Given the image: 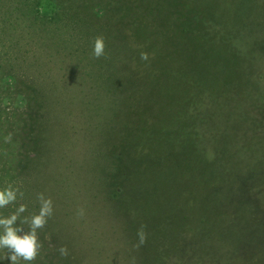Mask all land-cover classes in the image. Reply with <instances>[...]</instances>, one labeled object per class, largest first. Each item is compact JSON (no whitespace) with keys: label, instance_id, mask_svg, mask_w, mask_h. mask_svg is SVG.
Listing matches in <instances>:
<instances>
[{"label":"trees","instance_id":"16d2710c","mask_svg":"<svg viewBox=\"0 0 264 264\" xmlns=\"http://www.w3.org/2000/svg\"><path fill=\"white\" fill-rule=\"evenodd\" d=\"M51 1L53 2L54 9L44 15H39V13L33 11V7L35 9L38 6L36 3L37 1L26 2L30 4L32 13L25 15L21 12L20 7L22 2L20 0L16 2L9 1L7 3L0 0V43L2 46H5L7 50L4 49L5 51H3L5 56L9 54L10 58V53H8V51L11 53L12 51H16L17 45L20 44L19 39L23 38L24 35L29 37L32 42L46 44L48 40H46V37L43 36L40 30H48L46 28L49 26L62 22L63 28L66 29L63 36H67V39L63 38V40L57 41L54 44H58L57 46L64 45L62 47L59 46L63 49L69 47L71 51L72 46L79 41V55L84 56L85 52L89 53V48H92L93 51V46L97 38H103L107 58L104 64L99 65V67L105 70L107 75L111 73L112 76L115 74V76L119 77L121 70H118L117 73L115 68L117 64H122L124 61L122 59L124 53L132 54L135 50L140 49V52L146 54L148 57L146 59L148 62L145 63L146 66H144L143 62H140L141 69L144 71L141 70V82L137 81V77L131 72L130 74L127 73V77H125L126 80H124L127 82V80L130 79V82L120 83L119 89L123 88L120 92L114 90L115 87H113V89L110 88L112 90L110 92L113 96H120L117 99V103H114V107L112 105V111L111 105L109 104L107 105V110L104 108L105 114L107 111L110 112L107 113L108 118L105 122L102 119V123L104 124L102 126L106 129L104 136L105 146L109 147L111 144V149L117 152V154L112 157V161H110V169L113 170L111 172V181L116 183V181H120L122 177L124 179L123 184L121 183V192L119 193V189L116 188L114 195L118 196L123 193L121 198L125 207L137 206L140 201H137L139 196L141 200L146 199H143V196L149 198V196H141L140 190L136 188V202L133 205L135 201L133 198V186L136 185L137 181H142L141 179L144 177L145 180L143 185L145 186L146 192L147 187L152 186L150 188L151 190L155 187V189H158L159 197L160 194H162V200L160 201H165L166 204L168 203L167 206L171 209L172 207L176 208L180 203L179 199L174 196V192H177L178 187L183 183V181H179L176 176L179 171L184 168L187 176L192 177L193 172L198 171L196 169L198 165L191 161L199 159L206 147L211 150V155L202 159L203 163L200 165L201 169H206L207 166L210 169L216 167L222 171V168H226V174L229 176L235 170L240 169L239 166L245 161L253 162L251 159H255V161L260 162L259 166L261 163H264L263 159L255 157L257 154L255 144L251 146L248 144L242 146L241 143L237 142L238 136L240 137L239 141L242 140L241 138H244L243 134L246 132L245 128L248 127L247 125L252 127V118L247 117V114L244 112V105L242 104L243 100L249 95L247 89L244 88V92L240 90L241 96L238 97L236 94L231 93V90H234L227 85L226 89L222 90L223 94L227 96V101L225 100L220 103H217V99L210 93L203 92L202 94H195L194 91L191 95H188L184 90L186 91L190 88L189 85L191 84L187 85L186 80L191 81L192 78L199 77L207 82H211L217 79L215 76H217V71L220 69L218 64L222 63L221 59L215 62V57H212L211 65L209 64L203 70V73L188 68L186 70L189 74H186L183 69L186 66L188 67V63L182 61L185 58L188 59L191 52L188 54L183 52L182 49L176 48L172 42L173 36L170 33L169 35L166 30L167 25H170L169 28L172 29L178 27L180 29V35H194L195 37H200L201 41L207 43V47L208 44L211 45V50L218 53L224 52L229 55L232 54L233 56L236 53L238 55L241 54L245 56V63L242 69L247 66L249 72H251L253 62L256 64L255 67L257 68L258 64L264 63V38L260 37L264 35V8L259 9V4H261L262 0H218V4L221 3L224 6L227 4L230 5V10L232 12V15H230L231 21L227 22V24L230 23L232 27L230 34H228L224 26L221 27V24L217 27L219 23H217V20L227 21V18H229L228 15H216L213 9L216 7L218 13L217 0H188L187 2L193 3L194 9L192 11L187 10V12L184 13H182V9L180 11H178L179 8L175 9L179 12V16L174 12V8L181 5L180 2H176L178 0ZM213 1L216 5L212 4ZM95 6L100 9V15L96 16L93 14ZM88 8L93 9V11L89 13ZM4 9H6V11H4ZM196 9H199V15L196 13ZM188 16L194 17L193 25L191 19H188ZM198 26L199 29L197 28ZM13 31L17 34L15 36H18V38L13 39L11 37L10 32ZM45 32L48 33V31ZM131 32L138 34V37L132 38ZM225 35L227 36L225 37ZM8 38L11 40L10 46H6V43L4 44ZM214 39L217 40L215 41ZM27 44L28 42L17 50L18 55L21 57L22 62L26 61L32 63V65L35 64L41 69L42 66L40 67V65L42 60L39 58L38 52L42 51L39 53H43V50L38 49V46H36L34 49L39 51L32 49L31 51L34 50V52L29 55L30 51H23V46L25 48ZM84 47H87V49ZM195 48L200 49V46L195 44L192 50ZM56 53H59V50ZM190 55H192V53ZM69 56V53L64 52L62 61L69 59ZM92 57L95 56L92 55ZM129 57L131 58L132 56L129 55ZM47 58L51 59L49 56ZM194 58L198 59L199 56L196 54ZM194 58H192L191 61L189 59L190 63L194 62ZM186 62H188V60H186ZM96 64H98V61ZM191 66L192 68H199L193 64H191ZM236 67L238 68L239 80L233 79L232 83L238 85L239 82V87L234 85L232 87L241 89L240 79L243 85V83H245V77L244 74L241 73L242 69H240V65ZM147 69H151L153 74L152 79H149L150 74L147 72ZM235 71L234 74H237V69ZM35 73L36 75H31L26 72V74H24L25 77H21L27 79L25 85L29 87L30 92L37 94L38 91L35 88L36 79L39 78V74L42 75V73L45 74V72L39 70V72L35 71ZM249 75L251 76V73H249ZM14 79L16 89L18 90L23 83L21 80H18V78L14 77ZM114 80L109 82L113 83ZM165 81L167 83H165ZM247 81L248 77L246 78V82ZM151 83H153V93L149 86ZM148 86L149 88H147ZM165 88L167 95L165 93ZM205 88L207 89L208 86ZM127 89H129L130 93ZM173 92L174 94L172 95L171 93ZM34 94L31 97L25 96L24 115H26L27 119H24V121L23 119H18V121L23 124V129L21 131L16 130V137L15 140H13L14 151L12 153V162L13 160L15 161V173L16 177L19 179H24L27 174L26 168L28 167L32 169V175L39 177L40 174H42V188H45L46 192H48L46 197H50L51 201H53L55 198L54 191L59 189L58 186L60 190H63V187L67 186L65 182L62 184L61 178L65 176L67 169L71 168L72 165H67L65 162L61 164L63 157H60V151L58 154L56 146L54 149L49 147V145L55 143L45 134L48 130L47 127L50 123H52V126H55V122L59 126L64 119L68 121H71L75 117H78L79 120L84 119L88 114L86 111H89V107L80 109V113L72 115L71 117L66 110H57V113L55 110L53 113H50V109L53 106L52 98L43 97L42 95V97H38ZM64 98L65 97H63V99ZM168 100L169 106H167ZM171 100L174 101L173 103H175V105L177 102L180 103L178 107L176 106L177 109L170 105ZM263 100L264 93L262 102ZM158 102H163L164 105H160ZM64 103L65 101L61 102V104ZM75 104L76 101L67 106L71 107L73 105L75 106ZM156 104V108L159 106L161 108V112L159 113L152 112L153 109L150 107ZM197 104H200L199 106L202 107V113L191 109V107ZM169 110L172 112L175 110V113H170ZM89 115L91 119L88 123L89 125L93 124L92 120L94 122L96 118L98 119L100 116L99 113L96 114V117L91 116V114ZM29 118H33V121L29 122ZM33 126L35 129H32ZM14 127L16 128V125H14ZM118 127L121 128L119 135L121 139L120 142L111 140ZM35 130H39L40 133L43 132L44 137L42 140L38 141ZM136 131H138V138L140 139L138 146L133 148L131 147V135ZM252 137L247 138L246 136V139L252 141ZM184 138L188 140V145L184 146V142L181 143ZM246 139L244 141H247ZM38 142H40L39 147L37 145ZM37 147L39 148L38 151ZM136 150L139 151L137 152ZM217 156L219 157L218 162ZM119 161L120 163L125 162V166H117ZM105 162L107 163V158ZM205 163L206 166H203ZM36 165L40 166L41 170L35 168ZM261 168L263 169L264 167L261 166ZM66 175L68 176V174ZM214 176L217 178V171ZM203 178L208 177H196L195 180H197L198 183H202V185H200V192L204 189L209 196L204 199V205H201L199 202L198 206L193 208L191 214L189 211L186 212V215L183 214L185 218L184 225L178 222L172 223V226L169 228V240L167 238L160 239L161 233L159 230L165 227L162 226V228H159L160 224L157 223L158 218L154 223L150 221L152 217L147 218V215L143 214L136 217V214H133L135 209L130 213L126 211L127 215L124 218V223H122V220L116 222L115 218L112 219V217H110L111 221L106 222L104 226L101 225L103 229H105L106 238H109L111 234H113L111 233V226L112 228L117 227V225H119L120 228L123 227L122 231L127 235H129L128 229L130 228L131 234L136 235V239H133L131 244L136 243L141 247H146V252L150 251V253L155 254L154 257L157 258L158 263L165 262L168 264L165 261V257L161 254L163 251H169L171 252L170 254H172L171 259L177 257L174 260L175 264H183L185 259L182 257L186 255L187 250L190 249L186 246V243L190 241L189 238L192 237V233L198 232L199 228H197V226L206 223L213 212L209 209L217 204V199L214 198L216 196L215 193H217L216 189L211 187L214 190L212 194L208 192L209 188L205 186L203 188V182H205ZM52 181L57 187V189L54 188V191L51 188ZM261 181H264V178ZM190 184L192 185V182ZM195 190L196 189L193 188L190 189L189 195L193 194L197 196L198 191ZM240 201L234 203V207L237 210L233 213V220L230 226L234 231L236 229L234 227L238 225L237 220H244L245 217L243 216L239 219V215L245 212L241 210L243 204H241ZM143 205L141 207H143ZM167 216L166 214V216L163 217L166 218ZM191 216H195L197 218L196 221L200 218V221L198 223L196 221L192 222L193 218ZM111 222L112 224H110ZM51 224L46 223L42 228L37 229L38 242L42 245L38 250L37 258L43 260L37 261L38 264H43V262H47V264H59V247L55 241H52L54 239L51 238V234L53 235L57 229ZM96 224L90 226L92 232L89 234V242H86L87 240L81 242L85 253L88 255V264H143V256L138 254L139 252L136 248L133 249L132 247L131 251L134 252L135 250V252H138L135 253L137 258L131 259L130 255L125 254V252L120 254L118 253L120 251L119 249L115 250L111 247L114 246L118 248L117 245L121 246V244H117V240L111 243V246L109 245L111 247L109 253L107 254L105 251L103 254L101 248L98 247L103 245L101 241L104 242L106 238H101V229L99 225L96 226ZM123 224L125 225L123 226ZM186 225L190 227L187 229ZM64 226V230L68 229V232L65 231L66 234L71 232L74 236V232L77 231V228L71 224H64ZM24 230L28 231L27 227ZM256 231L257 234L261 233L264 237V222L257 223ZM247 232L248 235L250 231ZM235 233L237 235V232ZM257 234L252 236L253 241L250 242L247 249H244V254L248 259H253L254 256L262 258L260 260H263V262L261 263L259 260V264H264V243L260 244L256 241L257 238L255 237ZM220 236L224 235L222 234ZM220 236L217 233L212 234L210 237L208 236L207 241L219 247L222 252H236L235 249L237 245L230 239L235 236L234 232L229 235L230 241L228 242L223 241V243H220L218 240ZM57 242L61 243L62 241L58 240ZM75 242L77 241L75 240ZM94 242L100 243V246L93 245ZM125 243H127V240H125ZM44 244H46V248H44ZM193 246L195 248L193 247L191 249L196 252L198 251L199 254L210 251L207 246H203L200 243L193 244ZM70 247L74 248L75 244L71 243ZM229 247L232 248V250ZM44 250L49 253L45 254ZM50 254H54V256L52 257ZM244 254H238L242 256H239L240 258L238 257L240 261L248 260L246 258L244 259ZM85 256L86 255H84V257ZM55 260L56 262L54 263ZM239 260H237V263Z\"/></svg>","mask_w":264,"mask_h":264},{"label":"rangeland","instance_id":"374dc122","mask_svg":"<svg viewBox=\"0 0 264 264\" xmlns=\"http://www.w3.org/2000/svg\"><path fill=\"white\" fill-rule=\"evenodd\" d=\"M9 1L16 2L18 0H3L4 3H7ZM20 1L22 2V5L20 7L21 12L25 15H29L30 13H32L30 4H27L26 2L37 1L36 3L38 6L35 9L33 7V11H36L37 13H39V15H44L45 13L50 12L54 9V5L51 0ZM182 1H176L180 2L181 5H178L177 8H174V12L178 16V11H180L181 9L182 13L187 12V10L192 11L194 9L193 3L187 2L188 0ZM263 2L264 0H262L261 4H259V9L264 8ZM218 3L219 1L217 0V4ZM212 4H215L214 1L212 2ZM217 6L218 13L216 7L213 9L216 12V15H228L229 17L227 18V21L217 20V23L219 22L217 24V27L219 24H221V27L224 26L225 30L228 32V34H230L232 27L230 23L227 24V22L231 21L230 15H232L230 5L227 4L224 6L220 3ZM175 9H178V11H176ZM88 10L89 13L93 11V9L90 8H88ZM4 11H6V9H4ZM100 13V9L95 6L93 14L97 16L100 15ZM196 13H199V9H196ZM188 17V19H191L193 25L194 17ZM169 27L170 25H167L166 30L168 34L170 33L173 36V45L178 49H182V51L185 53H192V55H190L191 53L189 54L188 59L185 58L182 61L184 63H188V67L186 66L183 69L186 74H189V72H187L186 70L188 68L190 70L203 73V70L209 64L211 65L212 57H215V62H217L218 59H221L222 62L221 64H218L220 69L217 71V76H215L217 77V79H214L211 82H207L206 80H203L199 77L192 78L191 81L186 80L187 85H191H189L190 88H188L186 91L184 90V92H186L188 95H191L194 91L195 94H202L203 92L210 93L217 99V103H220L224 102L225 100L227 101V96H225L222 92L223 89H226L227 85H229V87L234 90H231V93L236 94V96L238 97L241 96L240 90L244 92V88L247 89L249 95L245 100H243L242 104L244 105V112L245 114H247V117L252 118V127L247 125L248 127L245 128L246 132L243 134L244 138H241L242 140L239 141L240 137L238 136L237 142L241 143L242 146L246 144H248L249 146L255 144L257 151L255 157H259V159L264 160V100L262 102L264 93V63L258 64L257 68L255 67L256 64L253 62L251 72H249L247 66L242 69L245 63V56H242L241 54L238 55L237 53L234 56L232 54L229 55L224 52L218 53L214 50H211V45L208 44L207 47V43L201 41L200 37H195L194 35H180V29L178 27H174L173 29ZM197 28L199 29V26ZM46 29L48 30H40L43 36L46 37V40H48L46 44L32 42L29 37L24 35L23 38L19 39L20 44L17 45L16 51H12V53L8 51V53H10V58L9 54L8 56L4 55L3 51H5L6 48L0 43V188L7 187L9 184H11L13 187L19 189L16 201L0 209V215L9 216L12 214V212L15 211L16 208H18L21 204H24L27 206V210L21 214L20 219L23 220L25 217L30 219L31 216L39 213L41 204L39 199L40 194L45 193L43 194L44 197L46 199L50 198L49 196V198L46 197V195H48V192H46L45 188H42V174H40L39 177L32 175V169L28 167L26 168L27 174L25 175L24 179H19L16 177L15 173V161L13 160L12 162V153L14 151L13 140H15L16 137L15 133L16 130L21 131L23 129V124H21L18 119H23V121L24 119H27L26 115H24L25 96L27 95L31 97L34 94L33 92H30L29 87L25 85L27 79L24 78V74H26L27 72V74L36 75L35 71L39 72V70H41L45 72V74H39V78L36 79L37 81L35 82V88L38 93L34 95H37L38 97L43 96L52 98L53 106L50 109V113H53L55 110L56 113L57 110H66L68 115H70L71 117L72 115L80 113V109H86L89 107V111H86V113H88L86 118L79 120L78 117H75L71 121L64 119L59 126L54 121L55 126H52V123H50L47 127L48 130L45 133L47 137H50L53 143H55L49 145V147L54 149V147L56 146L58 154L60 151V157H63L61 164L65 162L67 165H72L71 168L67 169L65 176L61 178L62 184L64 182L67 184V186L63 187V190H60L59 186V189H57L56 184L53 181L51 183L52 190L54 191V188H56L57 190L54 191L55 198L52 201L53 211L51 216L48 217L47 223H52L51 225H53V227L57 229L53 235L51 234V238L54 239L52 241H55L58 245L59 251L61 248L67 250L66 255H62L61 252L60 255H58L59 264H88V255L85 253L81 242H84L86 240V242H89V234H91L92 232L90 226L97 223L96 226L99 225L101 229V238L105 239L107 235L105 234V229H103L101 225L104 226L106 222L111 221L110 217H112V219L115 218L116 222L122 220V223H124V218L126 217L127 212L130 213L134 209L135 210L133 214H136V217L144 214L147 215V218L152 217L150 221L154 223L158 218L157 223L160 224L159 228H162V226L165 227L159 230L161 233L160 239L167 238L169 240V228L172 226V223L174 224L178 222L179 224L184 225L185 218L183 217V214L186 215L187 211H189V213L191 214L193 208L195 206H198L199 202L201 205H204V199L209 196L204 189L200 192V185H202V183H198L197 180H195L196 177L199 178L204 176H207L208 178H203V181L205 182H203L202 187L204 188L205 186L209 188L208 192L212 194L214 193V190L211 187H214V189H216L217 191V193H215L216 196L214 197L215 199H217V204L215 205L217 207L213 206V208L211 207L209 209L210 211H213L211 213V216L207 219L205 224L198 225L199 227L197 226V228H199L198 232L192 233V237L189 238L190 241L186 243V246H188L190 249H188L186 255L182 257L185 259L183 264H259V260L262 258L254 256L253 259H248L247 257H245L244 249H247L250 242L253 241L252 236L254 234H257V223L264 222V181H261L264 178V168H261V166L264 167V163H261V165L259 166L260 162L255 161V159H251V161L253 162L245 161L240 166L238 165L240 169L235 170L229 176L228 174H226V168H222V171H220L216 167L210 169L206 166L205 163L203 166H206V169H201L200 165L203 163L202 159H205L207 156L211 155V150L206 147V149H204V152L200 155L199 159L191 161L197 163L198 165V167L196 168L198 171L193 172L192 177L187 176L184 168H182L179 173L177 172V179L179 181L182 180L183 183H181V186L178 187L177 192H174V196L179 199L180 203V205H178L176 208L172 207L171 209L167 206L168 203L166 204L165 201H160L162 200V194H160L159 197L158 189H155V187L153 190L150 189L152 186L147 187L146 192L145 186L143 185V182L145 180L144 177L141 179L142 181H137L136 185L133 186V198L135 199L133 205L136 202V188L140 190L141 196L145 195L149 196V198L143 196V199H146L141 200L139 196L137 198V201H140L137 206L125 207V204L123 203L121 198L123 193L119 194L118 196L114 195L116 188L119 189V193L121 192V183L123 184L124 179L122 177L120 180L121 182L118 180L116 181V183L114 181H111V172L113 170L110 169V161H112V157L116 155L117 152L116 150L111 149V144L109 145V147L105 146L104 136L106 129L102 126L104 125L102 123V119L105 122V120H107L108 118L107 113H109L110 111H107L106 114L104 111L105 109L107 110V105H111L112 111V105L114 107V103H117V99L120 96H113L110 92L112 91L110 88L113 89V87H115L114 90L120 92L121 89H123H119L120 83L130 82V79H128L127 82L124 80H126L125 77H127V73L130 74L131 72H133V74L137 77L136 80L141 82V72L143 71V69H141V63L143 62L144 66H146L145 63H147L148 61L141 58L142 53L140 52V49L135 50L132 54L124 53L122 58L124 61L122 62V64H117L115 68V71H117V73L118 70H121L119 77L115 76V74L114 76H112L111 73L110 75H107V72L103 69H100L99 67V65L104 64V61L107 58L106 52L103 56L95 58L92 57V48H89L88 46L89 53L85 52L84 56L79 55L78 45L80 44V42L77 40L76 44L72 46L71 51L69 47H67V49H63L61 47L64 45H59L61 46L59 47L57 46L58 44H54L57 41L63 40V38L67 39V36H63L66 31V29L63 28V23L60 22L53 24ZM45 31H48V33ZM10 35L13 39L18 38V36H15L17 34H15L14 31L10 32ZM131 36L132 38H136L138 37V34H136L135 32H131ZM226 36L227 35H225V37ZM260 37L264 38V35ZM214 40L216 41L217 39ZM7 41H5L4 44L6 43V46H10L11 40L8 38ZM26 42H28V44L25 48L23 46V51H30L29 55L34 52V48L36 46H38V49L43 50V53H39L42 51L35 50L39 51L38 56L42 60V63L40 65V67L42 66L41 69H39L35 64L32 65V63H28L26 61L22 62L21 57L18 55L17 50L23 44H26ZM195 44L200 46V49L195 48L194 50H192ZM84 48L87 49V47ZM32 49L34 50L31 51ZM58 50L59 53H56ZM64 52L69 53L70 56L69 59L62 61ZM196 54L199 56L198 59L194 58L196 57ZM129 55H131L132 57L130 58ZM48 56L51 59H48ZM191 56L195 59L193 63H190L192 59ZM186 60H188V62H186ZM97 61L98 64H96ZM191 64H193L194 66H198L199 68H192ZM237 65H240V69H242L241 73H243L245 77V83H243V85L241 84L240 79L241 89L232 87L233 85L239 87V82L238 85L232 83L233 79L237 81L239 80L238 68L236 67ZM236 69L237 74H234V72H236ZM147 72L150 74L149 79H152L153 74L151 72V69H147ZM249 73H251V76L249 75ZM21 76L24 77L22 78ZM14 77L18 78V80H21L23 83L20 85V88L18 90L15 86ZM247 77L248 81L246 82ZM112 80H114L113 83H110ZM165 83L167 82L165 81ZM152 84L153 83H151L149 86L151 92L153 93ZM149 86L147 88H149ZM206 86H208L207 89L205 88ZM127 91L129 92V89H127ZM171 94L173 95L174 92ZM63 97L65 98L63 99ZM62 101H65V103L61 104ZM74 101H76L75 106H67ZM173 102L174 101L171 100L170 105L174 106V108L180 105V103L178 102L176 103V105ZM158 104L164 105L163 102H158ZM199 105L200 104H197L191 107V109L196 112L199 111V113H202V107H200ZM156 106L157 104L150 106L153 109L152 112H161L160 106L158 108H156ZM167 106H169V100L167 101ZM169 111L170 113H175V110L173 112L171 110ZM98 113L100 114L99 118H96L94 122L92 120L93 126L89 125L88 123L91 121V119L89 118V114H91V116L93 117H96V114ZM247 117L245 115L246 119ZM30 121H33V118H29V122ZM14 125H16V128L14 127ZM32 129H35V127L33 126ZM120 129L121 128L118 127L111 140H115L117 142L121 141L119 137L121 132ZM35 133L38 136V141L43 139V132L40 133L39 130H35ZM246 136L247 138L252 137V141L246 139ZM139 139L140 138H138V131H136L131 135V147L136 148L138 146ZM245 139L247 141H244ZM183 142L184 146L189 144L188 140H185V138L181 141V143ZM39 144L40 142L37 143L38 147ZM38 147L37 151L39 149ZM136 151L138 152L139 150ZM106 158L107 163L105 162ZM218 159L219 157L217 156V162ZM118 165H120V167L121 165L125 166V162L120 163L119 161L117 163V166ZM35 168L41 170L40 166L36 165ZM216 171L217 178L216 176H214L216 174ZM66 174H68V176ZM247 178L251 180H248ZM191 182L192 185L190 184ZM192 188L196 189L195 191H198L197 196H194L193 194L189 195V190ZM20 193H23V195H20ZM238 201L243 204L241 210L245 211L239 215V219L243 216H245L246 218L244 217V220H237L238 225L234 227L237 230L235 229L234 231L230 226L231 221L233 220V213L237 210L234 207V203H237ZM142 205L143 207H141ZM166 214L168 216L164 218L163 216H166ZM191 217L193 218L192 222L196 221L197 218L195 216ZM199 221L200 218H198L196 222L198 223ZM64 224H71L77 228V231L74 232V236L71 232L66 234L65 231L68 232V229L64 230ZM110 224H112V222ZM124 225L125 224H123V226ZM22 227L24 229L27 227V230L29 231L30 223L22 224ZM186 227L188 229L190 226L186 225ZM122 230L123 227L120 228L119 225L113 228L111 226V233L113 234H111L109 238H106L104 242L101 241L103 245L100 246V243L95 242L93 243V245L100 246L98 248H101L103 254L105 253V251L108 254L111 247H113L115 250L119 249L120 251L118 253L120 254L125 252V254L130 255L131 259L137 258V256H135V253L139 252L138 254H141L143 256V264H166L165 262L158 263L157 258L154 257L155 254L150 253V251L146 252V247H141L136 243L131 244V241L133 239H136V235L131 234L130 228L128 229L129 235L125 234V232ZM247 231H250L248 235ZM233 232L235 236L233 238H230L229 235ZM235 232H237V235ZM216 233L219 236L222 234L224 235L219 237L218 240L220 243H223V241L228 242L230 241V239H232L235 242V245H237L235 249L236 252H222L219 247H216L212 242L210 243L207 241L208 236L210 237V235ZM262 237L263 236L261 235V233L257 234V236L255 237L257 238L256 241L260 244L264 243V237ZM74 239L77 242H75ZM58 240H61L62 242L58 243ZM115 240H117V244H121V246L117 245L118 248L111 246V243H113ZM125 240H127V243H125ZM196 242L200 243L203 246H207L210 251L206 253L203 252L202 255L199 254L198 251L196 252L195 250L191 249L194 247L193 244H197ZM71 243L75 244L74 248L70 247ZM46 247V244H44V248ZM132 247L133 249L136 248L138 252H135V250L134 252L131 251ZM230 249L232 250V248ZM44 252L45 254L49 253L45 250ZM170 253L171 252L169 251H163L161 255L165 257V261L168 264H175L174 260L177 257L175 259H171L172 254ZM239 253L241 255L244 254V259L246 258L248 260L240 261L238 259V257L241 256L238 255ZM9 254V250L7 249L0 250V256H7ZM50 255L52 257L54 256V254ZM84 255L86 256L84 257ZM237 260H239L238 263ZM37 261L43 260H39L36 256L35 259L31 262L21 261L20 264H38ZM55 262L56 260L54 261V263ZM260 262L262 263L263 260H260ZM4 264H9V262L5 259ZM43 264H47V262H43Z\"/></svg>","mask_w":264,"mask_h":264},{"label":"clouds","instance_id":"9594fccd","mask_svg":"<svg viewBox=\"0 0 264 264\" xmlns=\"http://www.w3.org/2000/svg\"><path fill=\"white\" fill-rule=\"evenodd\" d=\"M105 43L103 38H97L93 46V55L97 58L104 55ZM142 59H147L146 54H141ZM19 189L9 184L0 188V209L8 206L17 199ZM23 195V193H20ZM40 210L38 214L20 219L22 213L27 210V206L21 204L9 216L0 215V250H9V255L0 256V264H4L6 259L9 264H20L21 261L31 262L38 254L42 246L38 242L37 229L42 228L48 217L51 216L53 208L51 199H46L40 194ZM19 221V223H18ZM30 223V230L25 231L22 224ZM62 255L67 254V250L60 249Z\"/></svg>","mask_w":264,"mask_h":264}]
</instances>
